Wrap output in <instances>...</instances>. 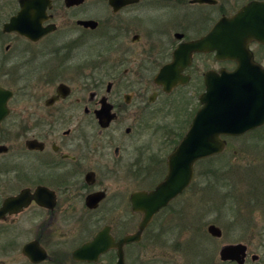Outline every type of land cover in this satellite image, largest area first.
<instances>
[{
  "label": "flooded vegetation",
  "instance_id": "flooded-vegetation-1",
  "mask_svg": "<svg viewBox=\"0 0 264 264\" xmlns=\"http://www.w3.org/2000/svg\"><path fill=\"white\" fill-rule=\"evenodd\" d=\"M243 10L253 32L228 39ZM252 33L254 0H0V264L3 251L24 264H264V233H176L192 218L175 201L219 154L142 230L132 204L166 178L207 73L251 64L254 98Z\"/></svg>",
  "mask_w": 264,
  "mask_h": 264
},
{
  "label": "water",
  "instance_id": "water-1",
  "mask_svg": "<svg viewBox=\"0 0 264 264\" xmlns=\"http://www.w3.org/2000/svg\"><path fill=\"white\" fill-rule=\"evenodd\" d=\"M66 1L68 4L78 2V0ZM250 9L251 5L245 7V11ZM245 13L243 10L233 18L227 19V21L232 20L228 25L235 28V31L228 33V39L231 36L243 35L245 32H253L251 20L245 18ZM215 30H218V26ZM252 34L254 40L264 43V0H254V33ZM257 67L258 72L255 74L259 79L254 80V98L250 76L251 64H241L238 69L222 74L207 73L206 91L200 97L202 107L197 111L188 133L170 155L166 178L156 190L132 196L134 210L146 213L145 219L140 224V230L146 227L154 212L181 194L190 184L198 160L220 154L226 149L227 141L222 138L223 135L241 136L264 125V68L260 65ZM1 97L4 104V97ZM12 201L14 198H9L6 202ZM207 230L216 236L222 234V229L216 224H210ZM29 246L25 247L26 253ZM245 248L246 246L242 244L227 245L222 253L227 257L235 258L237 255L234 252L237 251L238 254Z\"/></svg>",
  "mask_w": 264,
  "mask_h": 264
},
{
  "label": "rangeland",
  "instance_id": "rangeland-1",
  "mask_svg": "<svg viewBox=\"0 0 264 264\" xmlns=\"http://www.w3.org/2000/svg\"><path fill=\"white\" fill-rule=\"evenodd\" d=\"M197 165L195 184L175 201L191 208L187 217L192 219L180 222L176 233L207 234L214 223L223 229L226 242L256 244L251 235L264 233V128L230 139L221 154ZM137 222L131 223L132 231ZM2 259L4 264H24L14 251H3Z\"/></svg>",
  "mask_w": 264,
  "mask_h": 264
},
{
  "label": "trees",
  "instance_id": "trees-1",
  "mask_svg": "<svg viewBox=\"0 0 264 264\" xmlns=\"http://www.w3.org/2000/svg\"><path fill=\"white\" fill-rule=\"evenodd\" d=\"M213 158V157H212ZM211 159V158H210Z\"/></svg>",
  "mask_w": 264,
  "mask_h": 264
}]
</instances>
